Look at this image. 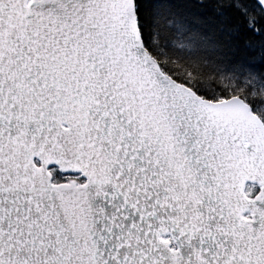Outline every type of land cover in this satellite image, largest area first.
Here are the masks:
<instances>
[{"label":"snow or ice","instance_id":"6c2138e0","mask_svg":"<svg viewBox=\"0 0 264 264\" xmlns=\"http://www.w3.org/2000/svg\"><path fill=\"white\" fill-rule=\"evenodd\" d=\"M0 264H264V0H0Z\"/></svg>","mask_w":264,"mask_h":264}]
</instances>
